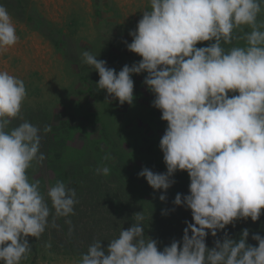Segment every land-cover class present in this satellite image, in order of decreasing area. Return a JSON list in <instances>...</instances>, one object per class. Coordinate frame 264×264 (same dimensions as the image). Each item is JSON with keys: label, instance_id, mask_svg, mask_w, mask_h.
<instances>
[{"label": "clouds", "instance_id": "obj_1", "mask_svg": "<svg viewBox=\"0 0 264 264\" xmlns=\"http://www.w3.org/2000/svg\"><path fill=\"white\" fill-rule=\"evenodd\" d=\"M264 0H150L127 50L141 59L117 72L90 51L82 61L99 75L97 87L120 105L134 102L133 75L146 73L143 84L152 106L167 127L159 142L166 172L144 167L139 177L161 202L178 171L187 172L186 195L177 193L174 207L191 211L182 239L159 249L146 235L143 212L108 241L94 240L79 264H264V236L249 229L232 238L228 225L256 222L264 215ZM247 29V30H246ZM239 33H243L240 36ZM15 24L0 4V54L19 43ZM238 39L245 46H231ZM209 42L207 46L198 44ZM24 81L0 70V264H21L31 252L29 237L39 240L46 229L65 218L72 232L77 192L57 181L42 193L29 171L46 159L43 133L24 119ZM14 120L21 123L13 125ZM105 159H109L106 155ZM107 176L110 169L97 168ZM51 201L49 207L48 201ZM169 210L162 211V215ZM51 217V221L49 220ZM219 232L222 237L216 238ZM216 238L208 247V235Z\"/></svg>", "mask_w": 264, "mask_h": 264}, {"label": "rangeland", "instance_id": "obj_2", "mask_svg": "<svg viewBox=\"0 0 264 264\" xmlns=\"http://www.w3.org/2000/svg\"><path fill=\"white\" fill-rule=\"evenodd\" d=\"M0 4L11 14L20 37L15 47L0 54V70L25 83L24 119L41 130L51 128L41 132L46 159L29 171L30 178L40 181L42 193L63 181L76 190L79 201L75 215L69 217L72 232L65 218H58L57 227L49 226L39 240L29 237L31 252L21 264H79L94 240H102L106 248L122 228L131 226L138 212L145 217L146 235L159 242L160 250L173 239H182L185 221L193 222L191 211L171 209L177 193L189 192L187 172L175 174L165 202L159 200L161 191L138 176L144 167L166 172L159 142L167 122L152 106L154 96L143 84L146 73L132 77L133 104L120 105L97 87L98 73L82 61V53L90 51L117 72L138 62L141 57L128 51L124 42H132L129 32L150 10V0H0ZM27 17L31 22L23 20ZM259 20L264 21V14ZM245 44L238 39L226 47ZM21 122L14 120L12 126ZM103 167L110 169L107 176L96 172ZM165 209L169 214L162 215ZM245 228L250 232L248 243L257 245L251 236H264V215L256 222L239 220L224 231L238 240ZM222 235L219 232L216 238ZM216 238L209 234L207 246L214 247Z\"/></svg>", "mask_w": 264, "mask_h": 264}, {"label": "trees", "instance_id": "obj_3", "mask_svg": "<svg viewBox=\"0 0 264 264\" xmlns=\"http://www.w3.org/2000/svg\"><path fill=\"white\" fill-rule=\"evenodd\" d=\"M19 10H22V9H19ZM23 13L26 14V10L23 11ZM30 18H31V17H27L26 19H23V20H25L26 23H27V22L29 23V22H31V21H30ZM52 40H54V44H55L57 47H59V41H58V39L53 38ZM250 244L253 245L254 243H250Z\"/></svg>", "mask_w": 264, "mask_h": 264}]
</instances>
